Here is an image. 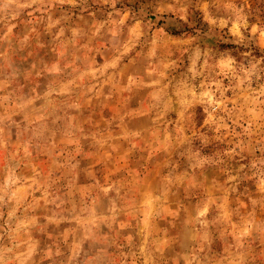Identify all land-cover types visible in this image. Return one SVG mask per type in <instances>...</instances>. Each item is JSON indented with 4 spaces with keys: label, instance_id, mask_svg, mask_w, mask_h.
Segmentation results:
<instances>
[{
    "label": "rangeland",
    "instance_id": "rangeland-1",
    "mask_svg": "<svg viewBox=\"0 0 264 264\" xmlns=\"http://www.w3.org/2000/svg\"><path fill=\"white\" fill-rule=\"evenodd\" d=\"M0 264H264V0H0Z\"/></svg>",
    "mask_w": 264,
    "mask_h": 264
}]
</instances>
